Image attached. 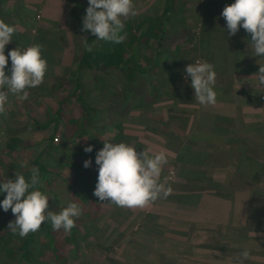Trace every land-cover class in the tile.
Segmentation results:
<instances>
[{
    "label": "rangeland",
    "instance_id": "374dc122",
    "mask_svg": "<svg viewBox=\"0 0 264 264\" xmlns=\"http://www.w3.org/2000/svg\"><path fill=\"white\" fill-rule=\"evenodd\" d=\"M163 3L134 0L137 12L149 13L140 15L159 14ZM233 3L235 0H183L182 10L171 14L167 33L159 43L161 53L155 58L159 60L155 67L158 74H141L128 86L117 70L108 74L81 71L87 102L83 111H96L89 114L87 127L102 129L105 139H110L117 132L114 126L120 123L121 142L138 152L165 151L168 163L160 179L172 188V193L143 209L121 208L99 198L97 213L82 208L75 237L60 244L64 264H238L239 254L246 249L251 258L244 264H264V173L257 181L242 178L234 169V161L243 144L227 141L226 135L215 139L216 150L203 143L204 147H199V138L205 136L213 141L216 135L212 130L215 114L201 111H237L235 116H228L230 123L220 125L222 129L236 130L235 126L240 127L241 123L246 127L264 124V118L256 122L242 116L241 102L245 97L239 93L241 90H235L249 88L248 100L261 103L264 84L259 83L257 73L264 65V56L255 55L251 36L245 38L242 27L235 35H229L221 13ZM67 6L68 0H17L8 15H0V20L17 29L13 40L5 46L6 56L13 49L23 51L38 44L43 46L42 55L48 62L44 83L27 90L28 100L8 94L6 111L0 115V183L14 179L17 172L30 180L35 168L32 160L40 151L43 161L53 163L65 150L62 138L49 148L52 129H40L35 121H42L47 111L56 106L59 96L72 88L71 83L62 87L59 83L75 68L84 34L70 18ZM88 6L89 0H80L82 18ZM148 44L153 46L156 40ZM237 50L241 60L234 54ZM141 60L151 62L146 54ZM197 61L214 66L217 101L228 102L231 108H211L195 100L191 78L184 70ZM10 68L9 57L5 69L8 75ZM258 128L260 134L251 133L253 136L245 142L256 147L250 148V156L263 171L264 125ZM11 136L29 143L8 153L5 145ZM190 138L194 140L189 141ZM183 142L192 144V151L213 155L200 156L194 165L187 160L178 161L176 156L185 147L181 146ZM22 162L27 166L22 168ZM186 168L202 173V177L183 180L180 174ZM39 173L41 184L37 187L49 197L48 211L58 213L69 203H78L61 176ZM203 194L233 202L226 221L207 218L204 213L215 205L200 204ZM5 196L6 193H0V202ZM194 199L197 201L192 204L183 202ZM11 218H0V231L8 229L9 222L15 219ZM11 246H16V240ZM0 256L4 258L0 264L15 263L2 252Z\"/></svg>",
    "mask_w": 264,
    "mask_h": 264
},
{
    "label": "clouds",
    "instance_id": "9594fccd",
    "mask_svg": "<svg viewBox=\"0 0 264 264\" xmlns=\"http://www.w3.org/2000/svg\"><path fill=\"white\" fill-rule=\"evenodd\" d=\"M137 14L134 0H89L82 31H90L97 40L120 44L127 35L124 21ZM221 16L226 21L230 36L238 33L242 27L251 36L250 44L255 55L264 56V0H235V3L224 7ZM16 31L15 26L0 20V115L6 111L9 93L19 100H28L27 90L42 85L48 71L42 45L34 44L23 51L16 48L5 55V46L13 40ZM85 47L88 52L93 50L91 45L86 44ZM9 57L10 75L5 71ZM184 71L191 78L195 100L203 106L215 105L217 73L214 66L197 61L187 65ZM257 76L259 83L264 84V65L260 66ZM84 151L91 153L93 147H85ZM150 153L151 149L138 152L124 142H105L95 157L99 169L93 195L102 202L128 209H143L158 199H166L172 193V188L161 182L160 178L168 163V156L165 151ZM26 166V162L21 163L22 168ZM90 166L91 160H85L84 167ZM40 184L38 168L31 170L30 180L17 172L14 179L0 183V193H6L0 207L4 212L10 209L16 217L9 222L8 229L24 238L29 233L38 232L42 224L50 221L54 231L63 229L70 233L76 226V219L83 214L82 206L73 202L58 213L48 211L49 197L38 190ZM250 258L251 253L246 249L239 254L238 264H244Z\"/></svg>",
    "mask_w": 264,
    "mask_h": 264
},
{
    "label": "trees",
    "instance_id": "16d2710c",
    "mask_svg": "<svg viewBox=\"0 0 264 264\" xmlns=\"http://www.w3.org/2000/svg\"><path fill=\"white\" fill-rule=\"evenodd\" d=\"M16 1L0 0V15H8L7 13L14 8ZM182 6L183 0H164L159 14H137L135 17L127 19L124 21L126 39L123 43L115 44L97 40V37L90 31H82L83 18L79 13L80 0H68V14L84 34L83 46L78 55L75 68L70 71L68 77H62L59 83L60 87L71 83L72 88L69 93L59 96L56 106L52 110L47 111L42 121H35L36 126L40 129L49 127L52 129L47 145L49 148L58 138H62L64 141L61 142V145L65 150L62 157L56 159L53 163L43 161L41 159L43 153L40 151L32 160V164L45 176L48 174L61 176L71 194H73V199L86 212L90 210L97 213L100 206L98 197L93 195L98 181L99 169L95 162L96 153L104 147L105 142L120 143L123 135L120 123L114 126L117 132L110 139H105L102 129L90 130L87 127L89 114L94 115L96 111H83V109H87V102L84 97V79L80 73L82 70H88L108 74L112 70H117L128 83V86L141 74H158L155 67L158 66L159 60L155 58L161 53L159 43H161L167 33L171 14L180 12ZM249 36L250 34L244 30V37L247 38ZM150 40H156V44L148 46ZM86 44L92 46L93 50L91 52L86 50ZM145 54L151 60L148 64L141 60ZM234 54L238 60H241L238 50ZM214 90L216 91V88ZM224 122L230 123L231 120L226 117L215 116L212 130L216 135L213 141L205 138V136L199 139L204 140L206 143L211 142L214 144L215 139L220 140L223 135H226L227 141L243 144L241 150H239L240 156L238 154L237 159L234 161V163L236 162L234 169L240 176L243 175L241 176L242 178L257 181L264 173V169L262 171V168L259 167L260 163L250 156V148L256 147H250L245 141L246 138L253 136L251 133H255V136L260 134L258 127L264 124L259 123L258 127L257 125L246 127L245 124L241 123L240 127L235 126L236 130H228L227 127L223 129L220 127ZM28 143L24 139L11 136L6 141L5 149L8 153L13 152ZM88 146L93 147L91 153L84 151V148ZM237 148L240 149L239 145ZM202 155L209 157L213 154L203 151L193 152L190 146H185L178 151L176 159L182 162L187 160L186 163L194 165L198 162L197 159L200 160L199 157ZM85 160H91L90 167H84ZM192 176L194 178L196 176L199 179L202 177V173L196 172V170L193 172L191 169L186 168L180 174L183 180V177L192 179ZM218 196L225 197L222 195ZM196 201L197 199L184 200L183 202L192 204ZM6 216H11V219L16 218L10 209L8 212H4L2 209L0 218L5 219ZM79 223L80 221L76 219V226L70 233H66L63 229L54 231L51 222L46 221L38 232L29 233L24 238H21L18 233L13 234L9 229L2 230L0 231V252L6 258L15 260L14 264H64L63 247L60 244L75 237ZM14 240H16V246H11Z\"/></svg>",
    "mask_w": 264,
    "mask_h": 264
},
{
    "label": "crops",
    "instance_id": "0c3cea01",
    "mask_svg": "<svg viewBox=\"0 0 264 264\" xmlns=\"http://www.w3.org/2000/svg\"><path fill=\"white\" fill-rule=\"evenodd\" d=\"M163 2H164V0H163ZM138 12H137L138 14H140V13H142V14H149V13L143 12L141 10L138 11ZM152 15H156V14H152ZM234 88H237L236 85H235ZM256 89L257 90L258 89L261 90V87H257ZM235 90H241V92H243V94L240 91H239V93L241 94V96L243 95L245 97L244 98V102H241L242 103L241 107L243 108V110H242L243 111L242 116H244L247 120H253V121H256V122L262 121L263 118H264V103H263L264 93H262L263 94L261 96V100L262 101L258 105L257 102H255L254 104H252L248 100V99H250V96H249V93H248L250 91L249 88H247V89H245V88L238 89L237 88ZM263 90H262V92H263ZM233 106H234V109H235V105L234 104H233ZM210 107L211 108H213V107H215V108L216 107H218V108L225 107L226 108V107H229V103L218 100L215 105H210ZM246 107H248L249 109H246ZM229 108H231V107H229ZM204 112H209L210 114H215V115H213V117H215V116H221V117L230 118L232 116H235L237 111H217V109L215 111H212V110L211 111H201V113H204ZM228 116H230V117H228ZM192 140H194V138H190L189 139V141H192ZM199 140H200L199 141L200 144L202 145V143H203L204 146L207 147V148H213L214 147V144L211 143V142L210 143H206V142H204V140H201V139H199ZM181 146H188V144H186V142H183L181 144ZM189 146L190 147H193L192 144H189ZM204 146L202 145V147L201 146H199V147L200 148H203ZM193 152H196V151H193ZM203 152H206V151H203ZM201 203H204L205 206L206 205H215L214 208L213 207L212 208H208V210H206V212L204 213L207 216V218L212 219V221H214V220L215 221H226L228 219V217H229V213L231 212V206H233V202H231L230 200L224 199V198H219V197H216V196H213V195H209V194H203L202 195V199H201L200 204ZM0 259L4 260V258H2L1 256H0Z\"/></svg>",
    "mask_w": 264,
    "mask_h": 264
}]
</instances>
